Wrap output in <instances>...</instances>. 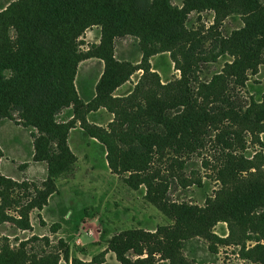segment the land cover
Returning a JSON list of instances; mask_svg holds the SVG:
<instances>
[{"label":"rangeland","instance_id":"rangeland-1","mask_svg":"<svg viewBox=\"0 0 264 264\" xmlns=\"http://www.w3.org/2000/svg\"><path fill=\"white\" fill-rule=\"evenodd\" d=\"M170 2L178 8L184 5L183 0ZM260 2L264 6V0ZM36 3L0 0V48L17 39L21 21L34 20ZM244 8L236 2V12L228 15L210 9L188 12L184 30L194 32L198 43L194 58L185 60L182 53H176L179 65L169 48L144 57L140 38L125 35L135 48L124 52L119 50L123 39L115 38L116 55L128 58L123 62L133 69L137 58L140 66L150 65V72L156 74L144 75L139 91L155 88L157 97H162V86L166 93L178 80L182 84L188 80L190 99L195 101L193 111L197 112L191 120L192 136L178 135L179 140L172 142H179V147L168 146L158 154L150 172L158 170L160 176L151 192L145 183H131L129 172L113 171L106 159L107 148L101 143L93 141L94 145L83 149L74 146L78 161L70 172L54 180L57 191L40 217L37 209L30 212L33 226L22 229L10 220L0 225V254L12 259L11 264H264V206L253 209L243 218L244 223L223 213L232 194L248 190L254 182L264 185V59L255 70L247 71L244 84L236 83V77L227 72V64L235 60L228 49L231 39L245 26ZM95 26L102 34V26L91 25L75 39L77 56L85 57L96 44L85 36ZM22 35L27 37L23 30ZM183 40L165 46L177 49L184 46ZM223 48L227 50L223 52ZM178 66L183 70L191 67L186 72L188 79ZM212 82L215 88L207 90L205 86ZM138 104L145 106V97L117 106L115 121L103 129L118 133L128 127L143 131L154 126L150 111L138 110ZM184 109L166 110L164 114L171 120L160 119L170 126ZM62 110L56 115L59 122L68 115ZM22 125L17 113L14 119L0 117V163L20 177L13 180L28 187L24 192L34 194L43 190L45 180L26 174L41 160L35 155L31 131L17 127ZM115 141L122 149L138 143L131 137ZM1 188L9 186L3 183ZM189 207L193 213L207 209L210 217L199 224L182 220ZM18 210L12 203L5 213L19 218ZM130 231L139 232L140 238L134 239ZM130 238L133 246L127 245Z\"/></svg>","mask_w":264,"mask_h":264},{"label":"trees","instance_id":"trees-1","mask_svg":"<svg viewBox=\"0 0 264 264\" xmlns=\"http://www.w3.org/2000/svg\"><path fill=\"white\" fill-rule=\"evenodd\" d=\"M36 1L34 20L21 21L20 26H17V39L14 42L9 40V44L0 48V117L14 119L17 113L24 126L37 129V134H34L35 155L39 157L38 160L47 162L49 175L42 184L43 190L27 194L23 191L28 188L24 183L0 173V225L10 220L19 228H30V212L35 208L42 209L49 196L57 191H54L57 189L54 180L71 171L76 156L68 147L67 138L74 122L59 123L56 118L62 109L70 105L74 106L76 117L81 120L87 133L96 137L107 148V160L111 169L119 173L129 172L130 182L135 186L139 183L147 184L150 187L149 192L159 181L158 170L150 172L151 164L159 159L158 154L164 152L168 146L179 147V142H172L179 140L178 135L184 133L190 137L194 129L191 120L193 116L196 117L197 112L193 111L195 101L190 99L188 80L184 84L180 83L183 80H178V85L171 90H165L166 93L165 87L159 84L163 88V94L162 97H157L155 88L139 91L140 84L143 83L142 77L152 73L150 65H139L144 74L134 92L123 98L112 96L116 87L129 79L136 69L135 66L132 69L128 63L120 62L114 57L116 37L133 35L140 38L144 57L169 48L174 62L179 65L178 59H175L176 53H182L185 60L194 58L192 52L198 43L194 39V32L184 30L186 14L202 9L214 10L219 15L233 13L236 12L233 4L237 2L245 7L242 9L245 11V26L235 32L231 39L228 49L235 55V60L227 64V72L236 77V83L244 84L247 71L255 70L264 59V6L260 0H183L182 8L173 6L170 0ZM91 25L102 26L101 42L93 45L89 50L91 52L85 57L77 56L75 39ZM22 30L26 33V38H22ZM179 40H183L184 46L178 45L177 49L165 46L166 42ZM186 44L189 45L188 49H185ZM226 50L222 49L223 52ZM93 56L105 60L106 70L98 84L97 97L92 104L85 106L74 81L79 62ZM178 68L184 74L183 78L188 79L186 72L192 71L191 67L185 70L181 66ZM214 85L216 83L212 82L205 88L211 90L215 88ZM139 96L145 97L146 105L138 104L137 108L150 111V118L154 119V126L151 128L143 131H137L141 128H136L134 131L128 127L127 131L117 133L115 130L108 132L86 121L84 114L92 106L103 105L113 111L117 106L128 105ZM179 106L185 109L184 113L181 111L177 114L182 113L173 122H178L177 125L166 126L160 118L170 121V117L164 114L165 111ZM129 137L138 143L128 146L127 149L118 147L116 138L123 141ZM1 155L0 149V157ZM3 183L8 184L9 188H1ZM12 203L19 208V218L5 213V209ZM259 206H264V185L254 182L248 190L232 194L225 203L223 213L244 223L243 218L248 217ZM208 212L207 209H198L193 213L189 207L183 211L181 219L194 220L195 224L204 223L210 217ZM252 223L259 227L256 222ZM129 233L135 235L134 239L140 238L139 232ZM134 239L130 238L127 245L133 246L130 242ZM11 263L12 259H6L0 254V264Z\"/></svg>","mask_w":264,"mask_h":264},{"label":"crops","instance_id":"crops-1","mask_svg":"<svg viewBox=\"0 0 264 264\" xmlns=\"http://www.w3.org/2000/svg\"><path fill=\"white\" fill-rule=\"evenodd\" d=\"M85 36L89 40L90 43H96V44H94V46H96V45L100 44L103 34H101V28L95 26V27L88 29ZM119 38L123 39V40H119V41H121V43L119 45V50L121 52H124L128 48H131V47L135 48V46L132 44V42L131 43L127 42L128 41L127 37L121 36ZM90 43H88V44H90ZM91 46H93V45H91ZM117 49H118V41L115 39L114 40V57L116 58V60H118L120 62H123L124 60L128 59L126 56H125V59H123L120 56H117L116 55ZM133 63H134V66L136 67V69L130 75L129 79H127L126 81L121 83L118 87H116V89L112 93V96L114 98H123V97H127V96L131 95L134 92V90L136 89L137 85L139 84L144 71L142 68L138 67L141 63V62H139V59L136 58V60L133 61ZM105 70H106L105 60L103 58H100L97 56L89 57V58L83 59L79 62L74 82H75V87H76L77 93H78L79 97L82 99L85 106L92 104L93 100L97 97L98 84H99L103 74L105 73ZM64 109H66L65 111H67V113H68L67 118L64 119L62 122H59L58 120L57 121L59 123H68L71 121L74 122L73 126L70 127V130L68 133V138H67V143H68V147L70 148L72 153L76 156V162L78 161V155L74 151V146H77L78 148L83 149V148L87 147L89 144L94 145L95 142H93V141L99 142L103 146H105L96 137L90 136L87 133V131H86L85 127L83 126L81 120L76 117L73 105H70ZM69 111H71V112H69ZM84 116H85L88 124L96 125V126L106 128V129H108L109 125L115 121V113L113 111L108 110L103 105H99V106H95V107L92 106L89 109V111L84 114ZM17 127H24L25 129H29L31 131V135L33 137L34 144H35L34 134H36L37 132L35 133V132H33V130L36 128H30V127H26L24 125L17 126ZM36 131H37V129H36ZM86 133H87V135H86ZM34 147H35V145H34ZM105 149H106V147H105ZM35 153H36V151H35ZM106 159H107V152H106ZM35 163H38V164H36L34 166H30L29 170H28L29 172L26 171V174L28 173L30 175V177L33 179L46 180L48 178V175H49L47 162L46 161H38ZM6 168H2L1 163H0V171H1L2 175H5L8 178H12V179H15L18 181V178H20V177L14 176V174H11V172L9 170L11 168L9 166ZM30 168H31V170H30ZM63 175H65V174H63ZM63 175H61V176H63ZM58 179H60V178L58 177ZM56 181H55V183L57 184ZM57 188H58V186H57ZM54 193H52L49 196L47 204L44 205V207L42 209L35 208L39 211V217H40V214L43 213L44 208H46L48 205H50V203H51L50 197ZM35 209H33V210H35ZM30 224H31V226H33L32 223H30Z\"/></svg>","mask_w":264,"mask_h":264}]
</instances>
